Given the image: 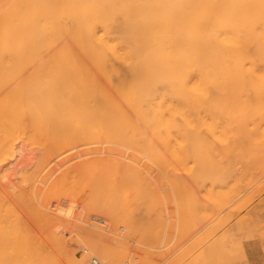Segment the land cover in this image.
<instances>
[{
	"label": "bare ground",
	"instance_id": "6f19581e",
	"mask_svg": "<svg viewBox=\"0 0 264 264\" xmlns=\"http://www.w3.org/2000/svg\"><path fill=\"white\" fill-rule=\"evenodd\" d=\"M262 162L264 0H0V264H161L179 175L223 207Z\"/></svg>",
	"mask_w": 264,
	"mask_h": 264
},
{
	"label": "rangeland",
	"instance_id": "374dc122",
	"mask_svg": "<svg viewBox=\"0 0 264 264\" xmlns=\"http://www.w3.org/2000/svg\"><path fill=\"white\" fill-rule=\"evenodd\" d=\"M37 158H38V155L36 157V160L38 162ZM44 158L46 159L47 157H43V159ZM51 158L52 157H50L49 159L51 160ZM43 159L40 160V157H39L40 161L45 160ZM227 160H229V158L227 157L222 158L223 162ZM38 164L39 162L37 164H34V166H32L34 167L33 169L31 167L32 170L29 169L30 172L28 171L25 174L24 173L23 174L24 175L26 174L28 175V173L31 174L32 173L31 171L33 170L34 171L37 170V173L39 174L41 170H39L40 167L37 166ZM35 165L37 166L38 169L37 168L35 169ZM239 167L240 166L237 165L236 172L238 173L240 171ZM34 171L31 175L36 177V175L38 174L36 173V171L34 174ZM48 171H45L44 175L42 174L43 173L42 172L40 177L47 176L46 173ZM178 173H181V171H178ZM256 173L257 175L255 179H253L249 183V185H246V186L243 185V188H242L243 191L248 190L249 188L250 190L246 194H244L242 197H240L235 202V204L229 203L222 207L218 205L217 203H214V202L211 203V202L206 201L205 199L207 198L206 194L208 192L210 191L216 192L218 190L217 188H215L214 185H212L211 180L205 179L201 182L198 179H196L195 181H193L187 175H184L182 173L179 175L180 177L178 178L175 172L172 171L170 174L174 175L176 178L183 181L182 183L187 186V190L193 193L196 198L200 199L201 205L203 204L204 206L208 207L210 212L205 208L208 213L207 214L203 213L204 211L202 209L201 212L199 211L201 218L198 216L199 217L198 219L200 220H197L194 217V212H192V207L189 208L190 206L188 202L185 201L187 200V199H184L185 197L183 198L181 196L185 202H183V200L181 199L182 203L180 202V204H178L180 206L178 207V205L174 204L175 201H173L174 200L173 196H171L172 193L167 192V190H165V192L169 193L170 195L169 194L168 195L172 197L169 199L171 203L174 205L169 204L170 201L169 200L166 201V198L162 199L160 217L162 218L161 221L163 220L164 221L161 223V228L167 229V231L165 230V232H163L162 230L161 234H162V237L164 236V241L162 240L161 241H162V244L164 245V249L168 247L165 250L166 252L169 251L167 254L169 257L165 256L166 252L164 249L163 251L160 250L161 251L160 253H162L165 256L164 258L167 257V260L163 259L165 263L162 261L161 264H171V261H172V264H177V263L178 264H264V162H262V164L260 165ZM20 174L22 175V177L24 176L22 172L16 176L17 179L15 182L16 187H14L15 190H13L14 192L16 190L23 192L22 188L25 187L24 189L28 190L29 188L28 186H31L29 183H27L28 184L27 185L25 182H22L23 179L21 178ZM195 174H196V177L200 176V170L198 167L195 168ZM79 182H80L78 184L79 188L77 187L78 189H76V192L79 193L78 194L79 198L82 199L83 197L84 200L88 201L87 203H90V201L88 200V195H87L88 193H90L89 187L88 188L86 187L85 189L84 187H82L81 181ZM17 183H19V185ZM22 183H25V185L27 186H24V184ZM17 185L20 188L17 189ZM21 185L23 187H21ZM181 190H182L181 195L183 196L189 193L185 189L184 191L183 189ZM28 191L30 192L31 190L29 189ZM28 191L27 192L25 191V192L29 193ZM85 194L87 196L86 198H84ZM188 195H185V196L188 197ZM164 199L166 202H168V204H165L166 202L165 203L163 202ZM94 207L93 205L90 206L89 208L91 209L88 208L89 209L88 211L89 212L92 211L94 213V210L96 209L97 206L95 208ZM187 208L189 210H187ZM200 208H202V206ZM220 212H223V213L220 215L219 214ZM197 213L195 214L197 215ZM204 214L206 215L209 214L208 217L205 216V218L207 219L202 218L203 217L202 215ZM167 216H169L170 218ZM175 216L176 218H174ZM165 221L166 222L169 221V223L171 222L170 223L171 228L169 227V225H167L168 228L167 226L165 227L164 224H168V222L166 223ZM35 224L38 225V223L36 222ZM38 227L40 229L39 225ZM38 227L36 226L37 229ZM170 229H172V233ZM43 230L41 229L38 231L44 236L45 232L48 229L46 231L44 230L45 232ZM168 230H169V234H168ZM47 233H49V231L46 232V235ZM165 233H166V236H168L167 241L165 240ZM169 237H170V241H169ZM167 242L168 244H166ZM169 243L171 244L169 245ZM88 253L90 256V251H88ZM137 263H139V261L134 262V264H137Z\"/></svg>",
	"mask_w": 264,
	"mask_h": 264
},
{
	"label": "built area",
	"instance_id": "2783aa9c",
	"mask_svg": "<svg viewBox=\"0 0 264 264\" xmlns=\"http://www.w3.org/2000/svg\"><path fill=\"white\" fill-rule=\"evenodd\" d=\"M90 264H101L100 261L97 258H92L90 260Z\"/></svg>",
	"mask_w": 264,
	"mask_h": 264
}]
</instances>
